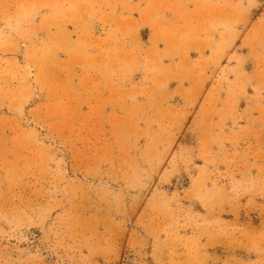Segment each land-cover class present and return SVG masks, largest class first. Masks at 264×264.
Instances as JSON below:
<instances>
[{
	"label": "rangeland",
	"instance_id": "obj_1",
	"mask_svg": "<svg viewBox=\"0 0 264 264\" xmlns=\"http://www.w3.org/2000/svg\"><path fill=\"white\" fill-rule=\"evenodd\" d=\"M0 264H264V0H0Z\"/></svg>",
	"mask_w": 264,
	"mask_h": 264
}]
</instances>
